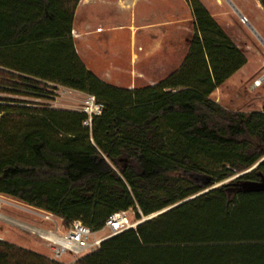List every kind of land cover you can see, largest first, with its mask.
Returning a JSON list of instances; mask_svg holds the SVG:
<instances>
[{"label": "trees", "instance_id": "1", "mask_svg": "<svg viewBox=\"0 0 264 264\" xmlns=\"http://www.w3.org/2000/svg\"><path fill=\"white\" fill-rule=\"evenodd\" d=\"M80 1L0 0V92L60 85L104 104L89 127L82 111L0 99V194L93 231L116 212L162 211L70 264H264V160L245 173L264 158V110L212 98L245 54L187 0L182 64L154 85L120 88L76 50ZM0 264L65 263L0 240Z\"/></svg>", "mask_w": 264, "mask_h": 264}, {"label": "rangeland", "instance_id": "2", "mask_svg": "<svg viewBox=\"0 0 264 264\" xmlns=\"http://www.w3.org/2000/svg\"><path fill=\"white\" fill-rule=\"evenodd\" d=\"M185 1L188 8L186 9L182 24L184 26V37L187 48L194 32V19L191 6L187 0ZM200 1L247 57V63L241 73L230 82H226L227 84L224 83V85L216 89L212 94V98L231 110L243 112L264 110V79L260 86H253L254 81L264 75V66L261 71L259 68L261 63H264V9L261 3L258 0ZM105 2L108 3H92L86 6V14L91 16V19L94 21H123L127 18L124 13L118 14V11H114L110 0H106ZM81 12H79L78 17L81 16ZM239 13L245 15L250 23L243 24L240 21ZM187 40L189 43H187ZM174 67L171 66L169 70ZM246 74L248 75L246 76ZM242 76L243 78H241ZM27 85L36 87L38 91L26 90L19 87L18 91L24 92H18V94L0 92V99L30 107L42 106L81 111L86 96L85 93H77L78 91L60 85L37 86L29 83ZM194 180L199 184L204 183L201 178ZM211 188L213 187L207 188L202 192H206ZM46 213V211L28 206L17 199L0 194V240L52 259L51 244L39 232L50 231L60 233L67 228L68 223L58 218L55 221H51L46 217ZM159 213L151 216H142L140 218L141 223L155 217ZM128 215L130 221L138 220L135 210L130 209ZM104 234L105 231H101L98 237ZM72 258L73 256L67 255L62 261L58 262L66 264Z\"/></svg>", "mask_w": 264, "mask_h": 264}, {"label": "crops", "instance_id": "3", "mask_svg": "<svg viewBox=\"0 0 264 264\" xmlns=\"http://www.w3.org/2000/svg\"><path fill=\"white\" fill-rule=\"evenodd\" d=\"M101 1L108 3L80 1L72 31L80 58L101 80L134 89L156 84L182 64L190 44L187 40L186 48L182 24L188 8L185 0H110L114 11L127 18L94 21L85 7ZM171 66L175 67L169 70ZM263 66L262 62L260 71Z\"/></svg>", "mask_w": 264, "mask_h": 264}, {"label": "built area", "instance_id": "4", "mask_svg": "<svg viewBox=\"0 0 264 264\" xmlns=\"http://www.w3.org/2000/svg\"><path fill=\"white\" fill-rule=\"evenodd\" d=\"M240 21L243 24H249V19L239 13ZM264 75L256 79L253 83L255 87L260 86L263 82ZM104 104L99 102L94 95L86 94L81 107V111L86 113L88 118L84 121L86 126L92 125V120L95 115H100L103 111ZM129 211V210H128ZM128 211H120L112 214L106 220L104 227L99 231H93L89 226L84 224L81 220H74L68 223L65 230L60 233L56 232H39V234L51 244L52 259L55 261H62L67 255L73 256V258L66 264L75 262L77 259L85 255L89 251H94L99 248L100 244L123 231L131 228H136L141 222L130 221ZM46 217L51 221H55L56 218L62 219L52 213L47 212ZM101 231H105L103 236H99Z\"/></svg>", "mask_w": 264, "mask_h": 264}, {"label": "water", "instance_id": "5", "mask_svg": "<svg viewBox=\"0 0 264 264\" xmlns=\"http://www.w3.org/2000/svg\"><path fill=\"white\" fill-rule=\"evenodd\" d=\"M263 160H264V158H263L262 160H260V161H259V162H258V163H257L252 169H254V168H255L260 162H262ZM252 169H250V170H252ZM250 170H248V171H250ZM248 171H246V172H248ZM246 172H245V173H246ZM140 223H141V222H140ZM140 223H139V224H140Z\"/></svg>", "mask_w": 264, "mask_h": 264}]
</instances>
